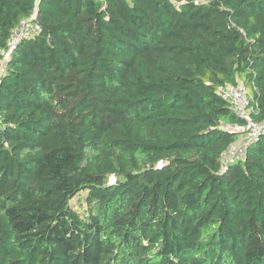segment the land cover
I'll use <instances>...</instances> for the list:
<instances>
[{
  "label": "trees",
  "instance_id": "1",
  "mask_svg": "<svg viewBox=\"0 0 264 264\" xmlns=\"http://www.w3.org/2000/svg\"><path fill=\"white\" fill-rule=\"evenodd\" d=\"M238 82L264 121V0H0V264H264Z\"/></svg>",
  "mask_w": 264,
  "mask_h": 264
},
{
  "label": "built area",
  "instance_id": "2",
  "mask_svg": "<svg viewBox=\"0 0 264 264\" xmlns=\"http://www.w3.org/2000/svg\"><path fill=\"white\" fill-rule=\"evenodd\" d=\"M34 17L35 15H33V18ZM33 18L22 20L9 39L8 48L2 51L4 55V58H2V70H4L6 58L10 55L19 40L40 29V25L32 20ZM219 92L224 99L231 102L234 112L247 120L246 124L231 125V130L243 133L242 136H246L247 143L264 133V121L257 122L251 118V112L254 111V107L251 106L249 92L244 83L238 82L221 85L219 87Z\"/></svg>",
  "mask_w": 264,
  "mask_h": 264
},
{
  "label": "rangeland",
  "instance_id": "3",
  "mask_svg": "<svg viewBox=\"0 0 264 264\" xmlns=\"http://www.w3.org/2000/svg\"><path fill=\"white\" fill-rule=\"evenodd\" d=\"M231 125H228L230 128ZM247 139L246 136L239 137L238 141L233 144L231 148H229L224 156L223 161L227 162L228 160L234 159L236 157H242L245 154ZM72 203L77 206L79 209L83 208V205L85 204L83 196H77L72 200Z\"/></svg>",
  "mask_w": 264,
  "mask_h": 264
}]
</instances>
